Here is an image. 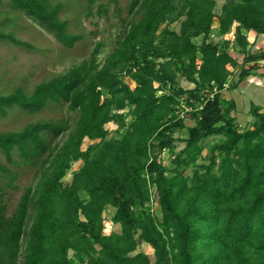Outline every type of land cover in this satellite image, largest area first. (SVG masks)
Wrapping results in <instances>:
<instances>
[{
  "label": "trees",
  "instance_id": "obj_1",
  "mask_svg": "<svg viewBox=\"0 0 264 264\" xmlns=\"http://www.w3.org/2000/svg\"><path fill=\"white\" fill-rule=\"evenodd\" d=\"M8 1L63 48L72 49L83 39L61 19V3ZM214 5L212 0H134L129 13L140 17L125 24L108 56H102L104 44L96 43L66 75L30 92L18 87L0 95V118L14 109L44 114L51 105H65L70 113L0 132V175L8 177V186L16 191L15 183L31 172L13 210L0 194V264H75L70 251L84 257L85 264H264V112L252 104L255 122L239 131L235 102L222 101V92L237 87L228 85V67L239 64L228 42L224 48L208 42ZM182 16L180 34L165 30L157 35L161 25ZM232 27L238 53L244 55L239 76L244 80L254 73L245 66L258 62L246 54L245 32L264 35V0L225 5L219 35ZM198 37L199 46L192 42ZM0 41L30 47L1 25ZM178 72L193 89L176 86ZM157 91L167 92L159 97ZM127 107H133V121L120 139L108 140L105 125L124 128ZM186 120L193 125L185 148L168 169L158 156L173 152L178 141L173 133L185 129ZM222 133L225 140L212 149L222 155L220 176L211 172L212 156L206 173L194 174L189 184L181 168L196 162L202 140ZM85 139L98 142L82 150ZM78 161L82 166L64 184ZM20 167L21 173L16 171ZM151 202L161 209V223L147 206ZM106 206L114 208L112 222L119 232L102 234ZM141 244L152 249L153 258L136 252Z\"/></svg>",
  "mask_w": 264,
  "mask_h": 264
},
{
  "label": "rangeland",
  "instance_id": "obj_2",
  "mask_svg": "<svg viewBox=\"0 0 264 264\" xmlns=\"http://www.w3.org/2000/svg\"><path fill=\"white\" fill-rule=\"evenodd\" d=\"M134 0H117L113 3L112 0H51L53 5L61 3L63 8L61 10V19L67 21L68 30L73 34H81L83 39L78 42L74 48H63L55 38L39 28L34 22L25 17L22 13L11 8L8 0L0 2V25L3 32L12 34L18 40L25 42L30 47L23 48L12 46L8 42L0 41V95H6L14 92L18 87H22L26 92L43 82L49 81L53 78L66 75L72 68L80 65L85 61L96 43L102 42L104 49L102 56H108L115 47L117 37L120 35L125 24L136 21L140 15L135 13L130 15L129 9ZM214 1V20L212 23V34L208 42L219 43L220 48H224L225 42H228V52L235 58L239 66L235 69L228 67L231 72V78L228 85L237 84L236 90L226 89L222 92V101L233 100L235 102V116L236 128L239 131H244L252 128L255 118L251 115V105L261 107V112H264V59L261 54L264 53V35H257L253 31L245 32L249 46L246 54H252L257 57L258 62L254 65H246L245 68L251 67L254 72L250 77L257 79L260 77V85L250 83L248 78L239 80L241 73V64L244 55L238 53L239 47L235 42V27H232L227 35L221 36L218 31V19L222 16V9L225 5L232 4L238 0H212ZM186 17H180L176 22L169 25L163 24L157 31L160 36L165 30L181 33V24ZM252 33V34H251ZM255 34V35H254ZM192 42L197 46L201 43V37L192 39ZM165 60H158L157 62H164ZM123 81L130 86L131 89L135 87L131 79L124 75ZM258 82L257 80H255ZM157 87V85H155ZM176 86L190 90L194 85L189 83L181 74L177 73ZM167 90V89H166ZM168 91V90H167ZM165 91V92H167ZM164 91H157V96H163ZM210 95V93H207ZM184 101L185 97L182 96ZM133 107H127L122 111L124 115L125 127L119 128L114 123L105 125L108 131V140L120 139L125 133L127 127L133 121L132 112ZM183 115V113H179ZM70 116L65 105H51L47 108L44 114H29L21 110H11L5 118H0V132L18 131L22 129L27 123L34 122L40 118H65ZM186 128L180 131H175L173 137L178 141L173 144V152L168 150L163 151L158 159L168 169H173L175 163L173 159L185 148V140L188 136V128L193 124L185 121ZM66 137H64L65 139ZM225 137L222 134L206 138L200 142L201 154L194 164L185 165L181 168L183 176L191 184L194 174L203 176L206 173L204 166L210 165L211 157H215V162L212 165L211 172L220 176L219 165L222 160V155L216 150L212 152L214 146L222 143ZM91 142L87 139L82 144V150H85L89 145L97 143ZM0 162H3V157L0 156ZM82 166V162H74L71 169L62 180L64 184L70 182L72 174ZM24 167L16 169L22 172ZM31 172L28 173L21 181H17L15 185L17 190H13L8 186L9 179L5 175H0V194H3L5 203L13 210L20 196L22 195L24 185L30 180ZM80 198L88 200L87 194L81 192ZM150 211L156 218L157 222H162V213L159 205L156 202L148 203ZM114 208L106 206L103 214V231L102 234L108 235L112 231L119 232V226L112 222L114 215ZM136 252H143L149 257L153 258L152 249L146 245L141 244ZM136 254V253H133ZM69 258L75 264H85L84 257L77 258L73 252H69Z\"/></svg>",
  "mask_w": 264,
  "mask_h": 264
},
{
  "label": "built area",
  "instance_id": "obj_3",
  "mask_svg": "<svg viewBox=\"0 0 264 264\" xmlns=\"http://www.w3.org/2000/svg\"><path fill=\"white\" fill-rule=\"evenodd\" d=\"M253 77H255V76H252V77H247L248 78V81L250 82V83H254L255 85H260L261 83L259 82V80H260V77H256L257 79H255V80H257L258 82H256L254 79H253ZM216 92V89H214V93ZM213 96V94H211L210 95V97H212Z\"/></svg>",
  "mask_w": 264,
  "mask_h": 264
},
{
  "label": "crops",
  "instance_id": "obj_4",
  "mask_svg": "<svg viewBox=\"0 0 264 264\" xmlns=\"http://www.w3.org/2000/svg\"><path fill=\"white\" fill-rule=\"evenodd\" d=\"M252 34V33H251ZM255 35V34H254ZM249 41V40H248Z\"/></svg>",
  "mask_w": 264,
  "mask_h": 264
}]
</instances>
